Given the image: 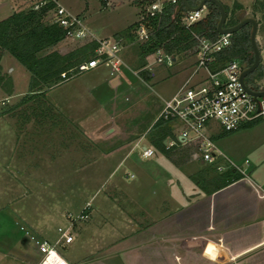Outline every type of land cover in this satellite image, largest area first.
<instances>
[{
	"label": "rangeland",
	"instance_id": "374dc122",
	"mask_svg": "<svg viewBox=\"0 0 264 264\" xmlns=\"http://www.w3.org/2000/svg\"><path fill=\"white\" fill-rule=\"evenodd\" d=\"M218 1L227 6L229 11L234 10L236 4H241L244 7V15H251L255 2H264ZM57 2L71 15L80 16L84 27L93 31L96 39L119 40L122 46L121 59L131 65V72L137 73L151 64L152 71L146 72H154L155 78L141 81L133 75L130 76L137 81L134 88L137 87L142 93H119L115 104L120 109L117 111L116 106H109L108 111L111 110L112 115L124 111V118L133 123L134 134H143L138 147H152L148 144L151 136L148 133L152 128L153 119L164 104L162 100L169 99L189 76L196 57L189 52L171 66L156 65L153 64L154 55L145 59L139 55L138 29L133 30L128 38H117L129 26L141 21L153 0ZM17 5L19 9L28 7L24 6L22 1ZM255 19L263 24L261 13H256ZM45 21L50 20L47 17ZM259 28L256 36L261 57L259 70H264V27L262 25ZM64 40L58 46L61 52L71 51L90 42L88 39ZM10 61L14 63L13 73H7L11 67L9 62L0 72L3 77H12L17 95L16 98H7L8 95L0 87V264H29L30 260L36 261L37 264L41 256L31 237L55 245L60 238L59 229L68 230L69 234L74 235L80 225L87 227L91 224L90 230H87L90 233H97L102 229L110 231L122 221L120 210L137 212L140 203L149 202L155 193L158 195L164 186L155 180L163 175L178 179L184 190L188 191L195 187L191 176L199 171L209 169L213 174L218 173L211 170V167L216 168L215 165L207 164L199 158L194 144L176 146L168 155L156 149L155 155L148 159L140 157L137 147L122 161L124 151L113 150L111 147L121 145L119 143L124 138L122 131L125 129H113L112 140L95 144L83 133L77 132L79 130L74 124L69 125L67 119L59 114V105L74 106L71 108L73 110L83 105L82 99L75 102L73 98L67 100V95L73 92L75 86H79V80L65 84L59 90L57 88L45 92L42 96L33 97L32 93L28 92L29 72L14 59ZM249 76L245 78V82L250 87L257 89L264 86V75L254 83H251ZM125 97L131 100L125 101ZM91 105L93 108L98 104L92 102ZM84 108L74 112L82 115L87 112V108ZM248 129L256 130L252 133H224L214 125L211 140L214 142L216 154L221 155L217 160L218 165L226 169L230 162L235 169L246 170L251 167L252 157L256 153L260 154L257 158L264 156V119ZM179 130L178 127L172 129L174 133ZM215 136L217 137L213 139ZM110 153L115 157L105 160L104 157ZM171 190L179 192L176 186ZM127 195L134 197V202ZM81 212L84 218L70 225L68 215L76 217ZM117 229H114V232L118 234L125 230L124 227H120V231ZM87 237L85 238L88 239ZM74 245L75 242L68 245L66 250L59 245L55 250L64 258L75 259L79 251Z\"/></svg>",
	"mask_w": 264,
	"mask_h": 264
},
{
	"label": "crops",
	"instance_id": "0c3cea01",
	"mask_svg": "<svg viewBox=\"0 0 264 264\" xmlns=\"http://www.w3.org/2000/svg\"><path fill=\"white\" fill-rule=\"evenodd\" d=\"M19 1L24 2V6L28 7L19 9L17 5ZM46 1L1 0L0 21L14 12L35 9ZM51 1L56 6L62 7L57 0ZM47 17L52 19L54 11L49 12ZM88 30L91 32L90 29ZM61 43L55 46L57 49L53 47L50 51H57L62 55L70 52L69 50L61 52L58 47ZM1 57L0 69H4V65L9 62L11 67L7 73H13L14 63L10 61L13 58L5 51L2 52ZM131 69V65H127L126 60H123L121 74L117 76H110L109 70L100 66L83 71L76 76L77 78L74 77L49 90L57 88L59 90L65 84L79 80V86H75L73 92H70L66 98L67 100L73 98L74 102L82 99L83 105L74 110L71 109L74 106L59 105V114L67 119L69 125L73 123L79 130L77 132L83 133L95 144L108 142L113 136V129L115 131L125 129L122 131L124 138L119 143L121 145L111 147L113 150L124 151L122 161L137 149L143 134H134L133 123L124 118V111L112 115L111 110L108 109L109 106L114 108L117 105L115 103L121 92L138 91V95L142 93L137 87L134 88L137 81L130 76L133 75L138 80L144 81L139 75L144 70L133 73ZM261 71L264 75V70ZM150 77V79L155 78V73L152 72ZM10 78L13 88L12 93L7 94V98H16L14 81L12 77ZM259 89H264V86ZM126 100L131 99L125 97ZM167 100H162V103ZM90 102L91 104L97 102L98 105L92 108ZM82 107H86L87 112L77 115L75 110ZM119 109L120 107H117V111ZM161 110L153 119L152 126ZM170 127L174 129L175 126L170 125ZM255 130L241 129L236 132L252 133ZM148 144H151V141ZM148 148L156 151L153 146ZM258 155L260 154L256 153L252 157L250 168L240 170L244 176L242 179L211 195L203 194L196 187L185 191L178 179L163 175L155 180L163 184V189H160L158 195L155 193L154 198L151 197L149 202L140 203L137 212L119 209L122 219L118 222L120 226L116 224L110 231L102 229L100 232L90 233L87 230H90L91 224L87 227L80 225L78 231L71 235L73 240L70 244L75 242L74 247L79 251L75 259L64 258L56 252L57 258L52 263H43L40 258L37 264H264V156L257 158ZM114 157L113 153H110L104 158L110 160ZM174 186L179 190L178 193L172 192ZM123 192L126 194L124 190ZM129 198L134 202V197ZM120 227H124L125 230H122L121 234L115 233L114 229L118 228L117 231H120ZM106 237L108 238L104 240ZM68 245L61 248L66 250ZM33 262L28 261L29 264ZM35 262L33 264H36Z\"/></svg>",
	"mask_w": 264,
	"mask_h": 264
},
{
	"label": "trees",
	"instance_id": "16d2710c",
	"mask_svg": "<svg viewBox=\"0 0 264 264\" xmlns=\"http://www.w3.org/2000/svg\"><path fill=\"white\" fill-rule=\"evenodd\" d=\"M187 1L190 6H196L201 0ZM55 8L56 4L47 0L37 9L14 12L0 21V58L2 52L5 51L29 72L28 92L32 93L33 97L42 96L50 89L60 86L82 73L83 71L79 69L80 66L93 57L97 47V42L91 41L63 55L57 51H50L51 48L66 38L65 30L54 23L53 18H49V22L45 21L47 14L54 11ZM178 9L176 12V7L171 4H164L160 14L129 26L117 38H128L133 30L135 31L141 25H145L149 34L147 39L139 44L141 58L145 59L161 50L163 53L171 55L176 61L186 53L191 52L196 46L195 37L205 39L217 37L216 24L219 19V12L213 4H206L205 15L202 19L188 26L183 22L186 10L181 5ZM224 9L226 12L225 27L236 25L239 19L244 16V7L241 4H236L232 11H229L227 6H224ZM256 13H261L263 21V24L257 21L258 30H260L259 26L263 25L264 27V2L258 1L252 5L251 16L255 18ZM249 35L250 26H245L232 34L230 45L215 56V61L210 65V69L212 71L220 69L231 60H239L246 67H249L253 62ZM259 67L260 64L249 76L251 83L263 77ZM63 74L64 77H61ZM139 75L144 81L150 79V73L146 71H141ZM0 87L6 94H11L13 88L11 79L0 75ZM259 121L255 120L242 125L239 130L251 128ZM148 134L151 135L149 139L152 146L168 155L172 148L166 149L163 141L167 138H174L170 124L158 120ZM211 170L217 171L213 167ZM243 177L239 170L228 166L224 171L216 174L211 173L209 169H203L191 176V180L200 192L211 195Z\"/></svg>",
	"mask_w": 264,
	"mask_h": 264
},
{
	"label": "built area",
	"instance_id": "2783aa9c",
	"mask_svg": "<svg viewBox=\"0 0 264 264\" xmlns=\"http://www.w3.org/2000/svg\"><path fill=\"white\" fill-rule=\"evenodd\" d=\"M164 4H171L178 9L179 5L182 7V0H156L147 7L141 21L160 14ZM205 10L203 8L196 12L186 11L183 18L184 24L188 26L201 20ZM53 22L65 30L66 38L78 41L88 39L90 42H97L93 57L80 66V71L102 66L109 70L110 76H117L121 73L123 61L120 56L122 46L119 40L96 39L84 27L80 18L71 15L60 6H56L54 10ZM138 34L140 43L147 39L149 32L145 25L138 28ZM217 34L215 39L195 37L197 44L190 52L196 57L193 69L174 94L164 102L157 121L162 120L180 128L178 132L172 131L174 138L165 140L166 149L194 144L199 158L207 164L215 165L216 170L222 172L225 169L217 164L221 155L216 154L215 146L211 140L214 125H217L225 133H231L239 130L242 125L255 120H263L264 97L254 98L243 87L240 75L246 66L241 61L231 60L220 69L215 71L210 69V65L215 61V56L230 45L231 35ZM152 55L155 56L153 64L156 65L171 66L175 62L171 55L165 54L161 50ZM143 70L151 72V64ZM61 77H64V74ZM245 84L254 91L262 90L250 87L246 82ZM138 148V153L142 158L148 159L155 155L151 148L146 146ZM228 164L230 167H234L230 162ZM68 218L72 225L73 222L82 220L84 214L81 212L76 217L68 215ZM58 231L60 238L55 245L49 244L46 240L30 238L43 263H52L57 258L56 246L68 245L73 240L68 230L59 229Z\"/></svg>",
	"mask_w": 264,
	"mask_h": 264
},
{
	"label": "water",
	"instance_id": "95a60500",
	"mask_svg": "<svg viewBox=\"0 0 264 264\" xmlns=\"http://www.w3.org/2000/svg\"><path fill=\"white\" fill-rule=\"evenodd\" d=\"M213 4L216 9L219 12V19L216 24V31L219 34L223 35H232L242 29L245 26H250V35H249V41L250 46L252 49L253 54V62L249 67H246L242 70L240 75V82L242 83L245 90L254 98L258 97H264V89L254 91L252 89H249L247 85L245 84V78L249 75H251L259 66L260 64V51L257 45L256 36L258 32V22L255 18H253L251 15L246 14L243 17H241L238 21V23L232 27H225V21H226V12L224 9V6L218 1V0H201L196 6H190L188 4L187 0H182V7L187 12H196L203 8H205L206 4ZM179 9H176V12Z\"/></svg>",
	"mask_w": 264,
	"mask_h": 264
}]
</instances>
